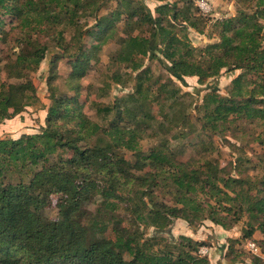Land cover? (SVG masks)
I'll return each mask as SVG.
<instances>
[{
    "label": "trees",
    "instance_id": "1",
    "mask_svg": "<svg viewBox=\"0 0 264 264\" xmlns=\"http://www.w3.org/2000/svg\"><path fill=\"white\" fill-rule=\"evenodd\" d=\"M107 1L0 0L1 67L7 80L19 81L0 82V124L39 104L31 75L56 52L44 125L37 133L0 137V264H210L198 254L203 243L170 238L175 219L190 227L209 221L223 230L241 223L228 255L256 235L264 245V173L234 177L203 157H175L192 116L187 95L173 80L194 77L204 85L224 69L242 71L226 96L210 90L194 108L200 130L223 135L241 122L264 132V0H237L234 17L213 23L217 41L200 48L186 33H202L199 23L205 27L208 19L192 0H152L159 3L154 15L141 4L136 19L125 20L124 36L115 39L131 0L101 16ZM154 39L162 46L161 58L154 57L166 76L155 77L143 64ZM111 41L119 48L109 70L128 69L135 82L114 103L87 97L99 124L82 110L80 80L86 63ZM59 58L71 65L63 88L57 84ZM109 78L118 82L121 76ZM149 134L153 142L142 151ZM126 152L138 156L133 164ZM95 197L96 209L88 212L84 203ZM53 198L59 218L45 215Z\"/></svg>",
    "mask_w": 264,
    "mask_h": 264
},
{
    "label": "rangeland",
    "instance_id": "2",
    "mask_svg": "<svg viewBox=\"0 0 264 264\" xmlns=\"http://www.w3.org/2000/svg\"><path fill=\"white\" fill-rule=\"evenodd\" d=\"M193 4L197 6L200 12L206 16L207 24L205 27L199 23L202 33H198L194 30H187V38L192 46L203 47L206 44L217 41L216 31L213 23L217 20L232 18L236 15L239 4L237 0H192ZM121 0H108L100 15L103 16L117 8L121 4ZM129 4L132 11L126 10L124 17H122L117 23L115 28L116 36H124L123 29L127 19H136L135 10L142 4L154 15L155 6L159 3L152 0H131ZM170 4H174L175 0H167ZM180 4H178L179 6ZM125 8V6H121ZM201 7V8H200ZM194 8V7H193ZM124 18V19H123ZM93 18L89 19V24H93ZM7 30V28H4ZM145 30V26L143 27ZM139 32V29L135 33ZM179 36H183L184 33L176 30ZM147 34H144V36ZM68 36V34H66ZM161 45L158 44V39H154L151 44V53L148 58L144 60V67L148 66L154 73V76H166V72L160 66L154 56L161 58L160 50ZM119 46L111 41L106 44L102 50L97 54L96 59L88 61L86 63L88 69L84 77L80 80L82 89L80 90L79 102L82 104L83 112L93 121L102 124L103 120L100 116L96 115L95 110L91 108V100L87 99L88 96H92L95 102L114 103L118 98L124 94L131 93L134 87V76L136 73L129 72L128 69L118 68L112 66L108 68L110 56L118 50ZM10 54V53H9ZM56 52L53 50L49 52L41 63L39 69L31 75L32 83L36 88V96L40 105L34 107H28L24 112L17 115L15 118L5 121L0 124V137L17 138L22 134L37 133L42 125H44L46 116V107L48 103L49 91L47 88V79L52 74L50 68ZM154 57V58H153ZM4 60V43L0 41V82L7 81L9 83H18L17 80H7L6 71L3 67ZM57 84L63 88V81L67 78L71 72V65L66 59L59 58L56 65ZM117 72L120 74V81L114 82L110 79L111 73ZM242 71H221L220 75L209 80L204 85H199L197 79L194 77L183 78V81H179L176 78L174 82L179 85L186 96V102L188 111L192 116V126H187L183 130L185 134V141L175 149V157L187 160L190 157H203V160H209L218 167H224L231 172V175L236 177L237 175H258L264 173V132L260 128H253V126L243 127L241 122H237L232 126L233 130L225 131L223 135L207 133L201 131L200 122L198 120V113L194 108L200 105L203 96L210 90H216L222 96H226L227 88L231 81L235 79ZM110 85V88L105 92L102 91L105 85ZM148 136H144L142 140V151L148 149L149 145L153 142V139ZM205 143L202 147L199 142ZM175 146L176 142L172 141ZM211 144V145H210ZM200 145V146H198ZM208 150V151H207ZM207 151V152H206ZM127 160L133 164L135 157L129 153H125ZM159 201H168L163 196H160ZM96 197L89 199L84 203V209L88 212H93L96 209ZM58 202L56 198L52 199L49 206L46 207L45 215L48 218H59L60 213L58 210ZM241 223L235 225L229 230H223L218 226L212 225L209 221H204L197 227H190L185 221L175 219L168 229L170 238L178 240L181 236H187L194 242L203 243L200 248H205L210 264H229V260L235 258L236 260H243L246 263L252 262L256 258L262 261L264 264V245L261 244L262 237L256 235L253 238L254 242H257L260 246V252L258 255L249 253L241 243L233 245V253L240 255H228V247L231 246L229 240L238 239L241 236ZM148 235H151L152 229L147 230ZM199 248V249H200Z\"/></svg>",
    "mask_w": 264,
    "mask_h": 264
},
{
    "label": "built area",
    "instance_id": "3",
    "mask_svg": "<svg viewBox=\"0 0 264 264\" xmlns=\"http://www.w3.org/2000/svg\"><path fill=\"white\" fill-rule=\"evenodd\" d=\"M243 247H244V249H246L249 253H251L253 255H258L260 252L259 247L257 246V244L253 240H247L244 243ZM198 254L200 256H205L207 254V251L205 248H200L198 251Z\"/></svg>",
    "mask_w": 264,
    "mask_h": 264
}]
</instances>
